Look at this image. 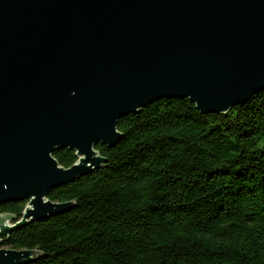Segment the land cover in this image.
<instances>
[{
    "label": "water",
    "instance_id": "water-1",
    "mask_svg": "<svg viewBox=\"0 0 264 264\" xmlns=\"http://www.w3.org/2000/svg\"><path fill=\"white\" fill-rule=\"evenodd\" d=\"M263 90L264 0H0V205L27 202L0 214V247L74 207L48 192L102 169L122 118L174 98L226 115ZM41 256L0 248V264Z\"/></svg>",
    "mask_w": 264,
    "mask_h": 264
},
{
    "label": "trees",
    "instance_id": "trees-1",
    "mask_svg": "<svg viewBox=\"0 0 264 264\" xmlns=\"http://www.w3.org/2000/svg\"><path fill=\"white\" fill-rule=\"evenodd\" d=\"M102 169L52 189L67 213L14 230L0 248L30 264H264V90L226 115L162 99L118 123ZM73 166L74 151L54 153ZM26 201L0 205L22 217Z\"/></svg>",
    "mask_w": 264,
    "mask_h": 264
}]
</instances>
